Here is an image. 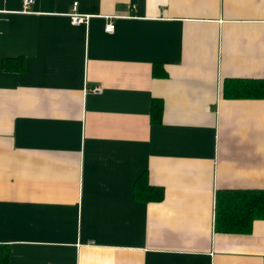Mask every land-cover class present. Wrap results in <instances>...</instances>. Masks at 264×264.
Wrapping results in <instances>:
<instances>
[{"label": "crops", "instance_id": "0c3cea01", "mask_svg": "<svg viewBox=\"0 0 264 264\" xmlns=\"http://www.w3.org/2000/svg\"><path fill=\"white\" fill-rule=\"evenodd\" d=\"M259 83L264 0H0L7 264H264V220L214 230L216 192L264 191Z\"/></svg>", "mask_w": 264, "mask_h": 264}, {"label": "trees", "instance_id": "16d2710c", "mask_svg": "<svg viewBox=\"0 0 264 264\" xmlns=\"http://www.w3.org/2000/svg\"><path fill=\"white\" fill-rule=\"evenodd\" d=\"M243 83L246 82H239L237 85L239 93H258L257 85ZM231 86L234 87L235 84ZM259 86L263 87L260 83ZM233 92L237 91L233 90ZM150 116L153 123L159 122L160 103H153ZM134 198L144 202H157L162 198V191L147 186L145 181L137 180L134 184ZM255 220H264V191L216 192L214 204V230L216 232L247 234ZM0 264H7L6 251L1 248Z\"/></svg>", "mask_w": 264, "mask_h": 264}, {"label": "built area", "instance_id": "2783aa9c", "mask_svg": "<svg viewBox=\"0 0 264 264\" xmlns=\"http://www.w3.org/2000/svg\"><path fill=\"white\" fill-rule=\"evenodd\" d=\"M32 4H33V0H21L22 12H28ZM76 5H77L76 2L72 3L70 11L68 13L69 23L73 26L85 24L89 18L88 16H83V15L78 14L76 11ZM112 30H113V25L110 21H108L106 25L104 26V32L111 33ZM86 91L97 94L100 92V88L93 87L90 89H86Z\"/></svg>", "mask_w": 264, "mask_h": 264}]
</instances>
